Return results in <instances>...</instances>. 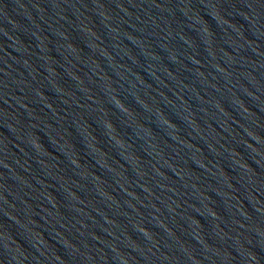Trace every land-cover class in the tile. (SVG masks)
<instances>
[{"label":"water","instance_id":"obj_1","mask_svg":"<svg viewBox=\"0 0 264 264\" xmlns=\"http://www.w3.org/2000/svg\"><path fill=\"white\" fill-rule=\"evenodd\" d=\"M0 264H264V0H0Z\"/></svg>","mask_w":264,"mask_h":264}]
</instances>
